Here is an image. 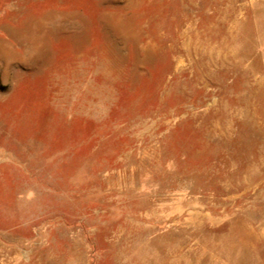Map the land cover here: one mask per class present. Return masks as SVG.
I'll return each mask as SVG.
<instances>
[{
    "label": "rangeland",
    "instance_id": "obj_1",
    "mask_svg": "<svg viewBox=\"0 0 264 264\" xmlns=\"http://www.w3.org/2000/svg\"><path fill=\"white\" fill-rule=\"evenodd\" d=\"M0 264H264V0H0Z\"/></svg>",
    "mask_w": 264,
    "mask_h": 264
}]
</instances>
